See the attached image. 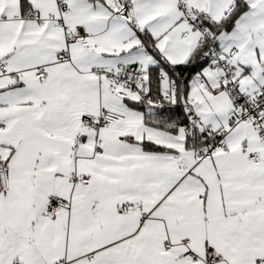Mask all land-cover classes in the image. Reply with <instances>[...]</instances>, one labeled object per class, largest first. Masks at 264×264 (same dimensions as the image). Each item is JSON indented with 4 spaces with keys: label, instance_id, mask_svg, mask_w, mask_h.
I'll return each instance as SVG.
<instances>
[{
    "label": "snow or ice",
    "instance_id": "6c2138e0",
    "mask_svg": "<svg viewBox=\"0 0 264 264\" xmlns=\"http://www.w3.org/2000/svg\"><path fill=\"white\" fill-rule=\"evenodd\" d=\"M0 264H264V0H0Z\"/></svg>",
    "mask_w": 264,
    "mask_h": 264
}]
</instances>
